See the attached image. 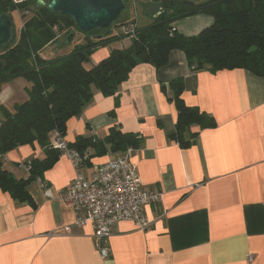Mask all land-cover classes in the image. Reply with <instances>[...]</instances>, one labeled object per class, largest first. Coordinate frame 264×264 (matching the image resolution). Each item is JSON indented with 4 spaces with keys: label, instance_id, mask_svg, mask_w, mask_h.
<instances>
[{
    "label": "crops",
    "instance_id": "0c3cea01",
    "mask_svg": "<svg viewBox=\"0 0 264 264\" xmlns=\"http://www.w3.org/2000/svg\"><path fill=\"white\" fill-rule=\"evenodd\" d=\"M130 1L122 19L129 26H146L160 14L159 3ZM17 21L21 26L19 15ZM213 22V16L199 12L173 25L195 35ZM127 40L99 46L91 55L92 66L112 49L130 46L131 37ZM181 76L185 102L217 121L212 128L193 126L199 133L188 148L170 136L178 110L169 99L168 82ZM30 87L24 77L5 82L0 104L14 110L29 99ZM119 99L116 107L115 96L95 88L83 112L69 119L64 139L74 141L81 134L102 139L117 124L143 137L132 161L143 186L163 194L161 202L145 206L150 228L140 229L130 220L115 223L110 256L102 258L93 225H78L73 208L60 197L77 173L62 155L42 176L45 187L39 180L30 185V201L0 188V264H264V77L240 68L196 71L183 51L174 50L159 70L150 63L136 65L121 84ZM57 137L51 134L52 141ZM116 154L92 155L82 171L92 176ZM43 155L38 144L19 146L6 154L4 166L16 177H27L24 162Z\"/></svg>",
    "mask_w": 264,
    "mask_h": 264
},
{
    "label": "trees",
    "instance_id": "16d2710c",
    "mask_svg": "<svg viewBox=\"0 0 264 264\" xmlns=\"http://www.w3.org/2000/svg\"><path fill=\"white\" fill-rule=\"evenodd\" d=\"M37 1L0 0V13L13 17L17 14L22 20L21 26L15 22L13 42L0 49V91L5 82L16 77L31 82L29 99L14 110L0 104V188L17 200L30 201V185L63 155L54 147L51 134L66 136L69 119L83 112L93 99L95 88L105 96H115L118 107L121 84L139 63H150L159 70L168 65L172 51L180 50L196 71L215 73L240 68L264 77V0H159L160 14L150 24L136 27L133 34L112 31L103 35L108 29L101 34L92 30L83 34L70 53L50 59L42 55V50L77 27L71 17L55 13L47 5L38 7ZM199 12L213 16L214 22L198 34L186 35L173 25L177 19ZM118 21L119 18L110 28L129 27V23ZM59 24L63 25V32H59ZM125 35L132 39L130 46L114 48L92 67L86 66L95 49ZM252 46L256 48L250 51ZM168 87L172 93L169 99L178 110L175 131L170 136L182 148H188L196 142L200 129L216 127L217 121L199 106L185 102L183 76L170 80ZM168 87L162 85L165 93ZM111 114H116L115 109ZM193 126L199 130H193ZM142 142L140 134L123 131L117 124L102 139L81 134L68 145L81 153L92 149L93 153L90 150L83 161L86 165L92 155L137 149ZM36 144L43 148L44 155L24 162L27 177H16L4 166L9 151Z\"/></svg>",
    "mask_w": 264,
    "mask_h": 264
},
{
    "label": "built area",
    "instance_id": "2783aa9c",
    "mask_svg": "<svg viewBox=\"0 0 264 264\" xmlns=\"http://www.w3.org/2000/svg\"><path fill=\"white\" fill-rule=\"evenodd\" d=\"M135 28L136 25H131L121 29L126 34H133ZM53 145L72 161L77 170L73 182L61 189L60 197L73 208L78 225H93L95 245L102 258L110 256L115 223L130 220L140 229L150 228L152 221L145 213V206L161 202L163 194L143 186L138 167L132 161L135 148L117 153L107 163L97 166L92 176H87L82 169L88 151L81 153L69 147L60 135L53 140ZM38 180L43 187L46 186L42 178ZM247 260H253V256L248 255Z\"/></svg>",
    "mask_w": 264,
    "mask_h": 264
},
{
    "label": "water",
    "instance_id": "95a60500",
    "mask_svg": "<svg viewBox=\"0 0 264 264\" xmlns=\"http://www.w3.org/2000/svg\"><path fill=\"white\" fill-rule=\"evenodd\" d=\"M159 2V0H145ZM201 1V0H194ZM47 7L57 13L71 17L79 32L85 34L92 30L108 29L103 35L110 34L113 29L111 25L118 20L123 10L126 8V0H38L37 6ZM63 25L59 24V32H63ZM75 32L67 36V40L72 42ZM102 35H97L100 37ZM16 37V24L13 15L0 13V49L11 42ZM252 46L250 51L255 50Z\"/></svg>",
    "mask_w": 264,
    "mask_h": 264
},
{
    "label": "rangeland",
    "instance_id": "374dc122",
    "mask_svg": "<svg viewBox=\"0 0 264 264\" xmlns=\"http://www.w3.org/2000/svg\"><path fill=\"white\" fill-rule=\"evenodd\" d=\"M47 1H49V0H47ZM130 3H131L130 0H126V4H127L126 8L130 5ZM126 8L123 10L122 14L120 15L118 22H122V19H123L124 15L126 14V10H127ZM142 16L143 15H140V17H142ZM14 19L18 25L19 23L17 21V14L14 16ZM106 30L107 29L102 30V31L98 30L94 33L101 34V33H104ZM115 30H117L118 33H122V30L120 28H115ZM74 32H75V36H74L72 42H69L67 40V37H65V35L63 34L59 41L53 42V43L47 45L42 50V55L45 57H49V58H56V57L64 56V55L70 53L73 50V48L75 47V45L80 41V39L84 37L83 33L79 32L78 29L75 30ZM126 38L128 39L127 40V44H128L129 40H130V36L125 35L122 37V40L126 39ZM131 42H132V40H131ZM86 66L92 67L91 58L86 63Z\"/></svg>",
    "mask_w": 264,
    "mask_h": 264
},
{
    "label": "flooded vegetation",
    "instance_id": "af4514ba",
    "mask_svg": "<svg viewBox=\"0 0 264 264\" xmlns=\"http://www.w3.org/2000/svg\"><path fill=\"white\" fill-rule=\"evenodd\" d=\"M77 30V29H76Z\"/></svg>",
    "mask_w": 264,
    "mask_h": 264
}]
</instances>
